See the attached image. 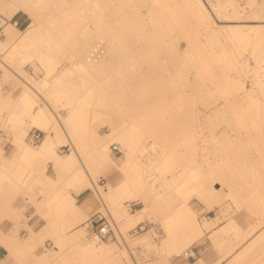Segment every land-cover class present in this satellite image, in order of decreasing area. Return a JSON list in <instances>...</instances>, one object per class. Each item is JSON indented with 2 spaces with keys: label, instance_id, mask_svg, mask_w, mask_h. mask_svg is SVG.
Here are the masks:
<instances>
[{
  "label": "rangeland",
  "instance_id": "374dc122",
  "mask_svg": "<svg viewBox=\"0 0 264 264\" xmlns=\"http://www.w3.org/2000/svg\"><path fill=\"white\" fill-rule=\"evenodd\" d=\"M62 1L51 0L50 5L44 2L36 11L37 22L27 11H19L12 18L5 13L0 15L3 27L0 40L8 38L5 31L8 23L20 29L21 36L34 24L37 26L26 41L33 43L26 59L15 48L24 42L22 37L16 44L0 49V146L11 157L15 137L20 132L15 114L24 106L22 93L29 88L26 83H30L36 89L34 92L32 87L38 107L48 110L66 140L69 136L72 138L73 143L70 140L68 145L59 142V152L64 155L69 149L77 150V156L81 157L78 163L86 176L84 180L71 171H61V180L54 186L65 191L66 202L70 204L69 182L76 178L80 184L87 180L89 185L81 191L73 188L72 212L63 226L58 217L51 215L38 227L35 240L27 243L30 225H37L48 209L50 193H42L43 187L39 184L45 180L42 165L54 179H58L59 172L52 161L13 159L16 166L22 165L17 174L23 175L24 186L16 194L0 192V264H71L75 261L94 264L95 258L78 255L71 242L62 240L74 232L70 222L76 221L78 212L83 216L88 214L87 220L105 216L112 222L113 235L104 239L92 232L87 220L79 221L78 227L88 237L95 238L97 244L120 252L122 264H173V259L184 257L186 260L189 255H194L191 259L194 260L195 248L211 243L223 257H230L228 264H263L264 235L252 245L248 246L247 241L264 227V31L258 41H241L226 29L228 24L264 23V18L255 17L263 0H234L241 12L227 0H192L196 4L195 15L205 13L203 21L190 18L183 0H162L174 15L181 13L183 19L181 23L175 19L174 27H161L144 0H114L107 3L109 14H118L120 18L129 14L137 19L133 27L123 32L125 36L121 40L114 30L85 28L87 18L81 16L83 22L79 27L69 25L50 31L66 37L60 47L54 44L51 49L39 40L49 34L43 22L55 18L68 23L73 17L68 10L71 0L61 10H52ZM52 64L57 71L74 69L65 79L73 86L76 100H83L77 122L80 132L76 136L72 134L76 124L67 120L71 111L67 99L56 100L52 85H42ZM247 91L258 104L257 114L252 111L248 98H238ZM216 102L219 110L210 107ZM115 129L125 131L130 144L117 138L113 134ZM226 129L243 136V142L249 146L246 154L228 157L224 146L228 140L223 132ZM35 130L43 133L42 140L34 145L39 147L47 135L43 127L30 124L24 137L30 143L29 136ZM214 133L219 135L217 142L212 140ZM146 143L149 150L144 157H136L138 148ZM128 158L131 162L123 170L124 177L137 172L150 175L155 183L143 189L142 197L150 203L156 198V202L139 223L120 222L111 204L105 205L94 198L95 186L105 188L117 167L124 165ZM103 159L117 167L101 166ZM195 168L208 176L209 188L216 191L221 187L222 193L231 191L232 195L225 200L220 197L221 202L209 203L195 192L176 194L174 179H189L190 171ZM9 169L0 167V173H9L12 170ZM176 171L177 177L172 179ZM33 181L38 186L27 193V185ZM248 186L251 191L247 190ZM21 197L25 200L24 209L11 213L8 203H15ZM182 197L195 212L203 228L202 235L177 251L169 245L148 246L142 241L143 236L149 230L165 229L163 215L169 206L166 199L176 204ZM127 204L125 208L131 215L143 207L137 202ZM26 217L30 225L23 222ZM141 223L147 225L145 230L133 233ZM180 243V246L186 243L184 235ZM45 254L50 256L49 261H45Z\"/></svg>",
  "mask_w": 264,
  "mask_h": 264
},
{
  "label": "bare ground",
  "instance_id": "6f19581e",
  "mask_svg": "<svg viewBox=\"0 0 264 264\" xmlns=\"http://www.w3.org/2000/svg\"><path fill=\"white\" fill-rule=\"evenodd\" d=\"M4 1L5 0H0V15L2 13L3 14L5 13L8 16V18H12L19 11H27L34 18H36L35 20L36 22L37 20H39L36 11H39L42 8V4L44 2L47 5L51 4V0H11V2L6 1L7 3H5ZM110 1H114V0H71V3L68 2V0H63L57 7L55 6V8H52V10L54 11L61 10L65 6V3L68 2L70 3L68 10L72 12L73 17L69 19L68 23L64 21H58L55 18H51L50 20H46L45 22H43V25L47 28L46 31H48L49 34L45 36H41L39 39L40 42L47 43L49 45L48 47L51 49L54 48L55 45H58L60 47L61 44L65 42L66 37L59 34H51L50 31H53V29L57 27H68L69 25L79 27L80 25H82L83 22L81 16H86L87 18V20L84 21L83 24L85 28L92 29V27L95 28L98 27L103 30L106 29L114 30L117 39L119 38L121 40L120 37L125 36L123 35V32H126L128 31V29H130V27H133V25L135 24L134 22H136L137 19L135 16L134 18L129 14L125 15V17L123 16L124 18L118 17V14H109V12H107V7H108L107 3L108 2L110 3ZM125 1L131 2L132 0H125ZM182 2H183L182 3L183 7L190 14V18L196 17L200 21L206 19V15L204 12L200 13L199 15H195L196 13L195 2H193L192 0H183ZM144 3L147 4L148 10L152 11L151 15H153L154 19L161 27H166V26L174 27L176 25L175 19H177L179 23H181V20L183 19L180 15L181 13L174 15L172 11L169 9V7L165 3H163L162 0H144ZM227 3L229 5L234 6L236 10H239L241 12L240 8L237 5H235L234 0H227ZM263 12H264V0L262 1L259 7V12L256 13L255 17L264 18ZM260 13L262 14V16L260 15ZM153 17L151 20H153ZM36 28L37 26L36 24H34L33 26L30 27V29L27 32H25L21 36L20 35L21 30L16 28L13 23H8L5 27V31L8 38L6 40H0V49H2V47H5V45H9L10 43L16 44L18 38L22 37L21 39L24 42L16 45L15 48L18 50L20 57L26 59L28 57L27 51L30 48H32L33 45L32 42H26V41L33 36L34 32L36 31ZM226 29L229 31L231 36H233V38H237L241 41L242 40L258 41L263 37L262 34L264 31V23L228 24ZM41 56H44V54H41ZM73 72L74 69H72L71 67L67 69L61 68L60 71H57L55 64H52L47 68V75L44 81L42 82V85L45 87L48 86L50 87L52 85L51 87H53V90L51 91L53 92L52 94L56 100H61L64 98L67 99L68 105L70 106L69 108L71 109L67 120L69 121L70 124H76V127L73 128V132H72V134L76 136L80 132L77 122H78V117L82 111L83 100H76L77 97L73 94L74 92L73 86L70 83H68L67 80L65 79V77L68 74H73ZM26 84L29 85V88L28 89L26 88L22 93L24 106L20 110V112H17L15 114L16 115L15 122L19 123L20 132L15 137L14 140L15 144L11 157L7 156L3 148L0 146V157L2 160L0 163V167L3 169L9 167L10 168L9 170L12 169L11 172L9 173L5 171L0 173V192L2 194L3 193L8 194L13 192L16 194L18 192H21V190H23L24 177L23 175L19 177V175L17 174L22 169V167H20L22 165L16 166V164L13 163V159L19 158V160L38 161V162L44 161L46 163L52 161L54 163L56 169L59 172L58 179H54L50 175L46 174V166L42 165L41 172L45 176V180L39 183L40 186L43 187V189L41 190L42 193L46 192L48 193V195L50 193L49 202L47 204L48 209L42 213L43 218L39 220V222L35 226L28 224L29 218L26 217L23 219V222L26 225H30L31 227V232H30L31 234L25 240L27 243H32L35 240V235L38 227L42 226L44 222L48 220L47 218L51 217V215L59 218V222H60L59 224L61 226H63V224L66 223V219L68 218L67 216L71 215L74 204L73 203L74 198L71 196L73 188L74 189L78 188L79 191H81L83 186H87V184L89 185V182H87L86 180V183L80 184V180L76 178L73 179L71 182H69V186H71L68 193V199L71 198L70 204L66 202L67 194L65 195L64 193L65 191L62 190V188L59 186L57 187L54 186V185H58V182L61 180L60 172L65 170L75 173L77 177L82 176L85 180L86 176L84 174V169L82 170L80 164L78 163V160L80 161L81 157H78L77 150H73V149L72 150L69 149L67 152H65L64 155H62L59 152L58 149L59 142L63 141L64 143L63 145H68V141L70 140L73 143L72 138L70 136L67 138L68 140L64 138L62 130H60L59 126L55 123L53 116H51L48 110L41 106L38 107V101L34 93L32 92L35 89L33 85H31L30 83H26ZM35 91L36 89L34 90V92ZM244 94L245 95L242 94L239 95L238 98L240 99L248 98L249 103L252 105V111H254V113L257 114L258 104L255 98L251 96L250 92L248 91L244 92ZM218 106L219 104H217L216 102L214 104H211L210 107L212 108L217 107V110H219ZM207 114L208 113H206L205 116ZM30 124H37L43 127L47 131V135L39 147H36L34 146L35 144L29 142L27 143L25 141V137H24L25 132H27V130L29 129ZM223 132L224 134H226L228 140H230L231 142L229 144L227 140L226 144L224 145L228 157H237L238 153H244V154L247 153V148L249 146L247 144L245 145V143L243 142L242 140L243 136L241 137L240 134H235V135L231 134L228 129L224 130ZM113 134H115L117 138L119 137L123 139L126 145L130 144L129 142L130 138L125 131L121 129H115L113 131ZM212 140H214V142H217L219 140V135H216L214 133V137ZM246 146L248 147L246 148ZM149 148L150 146L147 143L140 146L135 154L136 157H144V154L147 152V150H149ZM105 149L109 152L110 157H113L108 146H106ZM7 157L10 158L8 159ZM101 157H106V156L101 154ZM128 157H130V154L128 155ZM130 162L131 160L130 158H128L125 164L119 168L114 164H111L110 160L103 159L101 166L110 165L112 167H117L118 170L114 175H112L109 178V182L105 188L101 189L95 186L96 194L94 195V198L99 199L105 205H107V203L111 204L120 222L129 221L130 223H139L145 220V217L147 216V211L149 210L150 207H153V205L156 202V198L151 199L152 204L149 202V200L143 198L142 197L143 189L149 184H155V183H153V181L150 179V175L143 176L137 172L124 177L123 170L127 168V165ZM84 166L85 165H83L82 167ZM190 172H191V174H189L190 178L187 177L189 179L187 180L185 179L186 181L185 180L181 181L178 178H176L177 171L173 173L172 179L176 178L174 179L173 182L174 184L173 190L176 194L183 196V194H192L195 192L203 200L209 203L221 202V200H225L226 197L232 195L231 191L228 193H222L221 187L217 188L218 191L217 189L216 191H214V189L212 190L211 188H209L208 180H207L208 176L207 177L203 176L201 171L197 170V168H195L193 172L192 170ZM209 177L212 176L209 175ZM162 178L165 179L164 177ZM33 182L27 185L28 187L27 193L33 190L32 188L35 185L38 186L36 181L34 183ZM213 187L215 188L214 185ZM247 188H248L247 190L251 191L249 186ZM180 200L181 201L175 204L173 203V201L166 199V201H168L169 206L167 207V210L163 215L164 223H165L164 225H166L165 229L164 228L156 229L155 231L149 230V234L143 236L142 238V241L145 242L148 246L158 248V247H166V245H169L168 247L173 246L174 250L177 251L186 244L193 242L197 237H200V235H202L203 228L197 222L198 220H196L195 218V212H193V209L191 208V206H189V203L187 202L188 200H186L185 197L184 198L182 197V199ZM126 202H128V204L129 203L131 204L132 202H137L138 204L142 203L143 207L140 208V210H138L137 213L131 215L128 208L127 209L125 208ZM8 204H10L9 206H7L9 211L11 213H15L17 210L24 209L25 200L21 197L16 199L15 203H8ZM87 217L88 214L83 216L81 215V213L78 212V218H77L78 220L76 219V221L74 220L70 222L71 223L70 229L74 232L70 233V235L68 236L65 235L62 238V240L71 242V244H73L74 252H78V255L83 257L92 256L93 258H95V262H93L94 264H122L120 260V252L114 250L113 247H109L104 244H100V245L97 244L95 238L88 237L85 234V232H83L82 228L78 227L79 226L78 222L79 221L85 222L87 220L86 219ZM118 222H116L117 226L119 225ZM191 222L193 226L190 225ZM263 228H261V230L259 231L260 233L257 232L251 238H249V240L247 241L248 246L255 243L256 240H258L261 236L264 235ZM118 230H120V228ZM182 235L186 237V243L180 246ZM44 259L45 261H49L50 256L45 254ZM204 262H205L204 258H201L199 264H204ZM71 264H92V262L89 263L87 261H83L81 263H78V261H75L72 262Z\"/></svg>",
  "mask_w": 264,
  "mask_h": 264
},
{
  "label": "built area",
  "instance_id": "2783aa9c",
  "mask_svg": "<svg viewBox=\"0 0 264 264\" xmlns=\"http://www.w3.org/2000/svg\"><path fill=\"white\" fill-rule=\"evenodd\" d=\"M2 26H0V37L2 36ZM43 137V133L42 131L39 130H35L34 132H32L29 136V140L30 143L32 144H38ZM113 148L115 150H119V146L118 145H114ZM88 225L91 228L92 232L97 235V237L99 239H104L106 237H110L113 235L114 229H113V224L112 222L105 216H100L99 219H90L88 220ZM146 224L141 223L139 224L134 230L133 233H138L140 231H144L146 228ZM192 257H194V255H189L188 257H186L187 259H191ZM186 264H190V262L186 263Z\"/></svg>",
  "mask_w": 264,
  "mask_h": 264
},
{
  "label": "crops",
  "instance_id": "0c3cea01",
  "mask_svg": "<svg viewBox=\"0 0 264 264\" xmlns=\"http://www.w3.org/2000/svg\"><path fill=\"white\" fill-rule=\"evenodd\" d=\"M195 256L196 259L191 260L190 258L185 260L184 257L182 258H175L173 259L172 263L173 264H186L190 262V264H199V261L201 258H204L205 262L204 264H228L230 257H223L213 246H198L195 248ZM202 254V255H201Z\"/></svg>",
  "mask_w": 264,
  "mask_h": 264
}]
</instances>
